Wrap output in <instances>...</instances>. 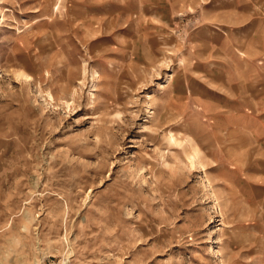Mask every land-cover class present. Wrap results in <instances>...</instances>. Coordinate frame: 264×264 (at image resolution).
<instances>
[{"label": "rangeland", "instance_id": "374dc122", "mask_svg": "<svg viewBox=\"0 0 264 264\" xmlns=\"http://www.w3.org/2000/svg\"><path fill=\"white\" fill-rule=\"evenodd\" d=\"M137 2L0 0V264H264V169L188 106L201 12Z\"/></svg>", "mask_w": 264, "mask_h": 264}, {"label": "crops", "instance_id": "0c3cea01", "mask_svg": "<svg viewBox=\"0 0 264 264\" xmlns=\"http://www.w3.org/2000/svg\"><path fill=\"white\" fill-rule=\"evenodd\" d=\"M170 1L138 0L137 3L143 8L148 5L160 8ZM120 2L126 5V11L134 10L127 4H134L135 0ZM188 8L200 11L201 17L190 34L193 46L181 74L203 87L201 93L194 92L191 85L187 87L188 106L197 108L206 121L214 123L221 118L223 137L237 129L239 137L247 140L245 147L238 145V150L244 149L247 155H253L262 170L264 0H189ZM180 9L175 5L174 10ZM205 105L209 106L208 110L203 108Z\"/></svg>", "mask_w": 264, "mask_h": 264}]
</instances>
